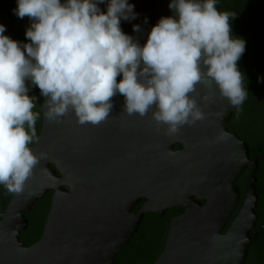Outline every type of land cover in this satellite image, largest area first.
<instances>
[{"label": "water", "instance_id": "1", "mask_svg": "<svg viewBox=\"0 0 264 264\" xmlns=\"http://www.w3.org/2000/svg\"><path fill=\"white\" fill-rule=\"evenodd\" d=\"M108 2L98 3L102 12ZM127 2L136 18H121L120 27L140 46L160 18L178 19L169 8L172 0ZM237 68L242 73L240 59ZM191 96L205 118L174 135L153 119L155 106L144 117L126 114L120 94L99 125H80L71 110L57 120L44 117L32 147L40 161L7 212L0 264H118L144 216H164L173 208L185 212L171 220L155 264H245L258 223L259 163L251 160L247 143L229 131L240 106H231L214 83L198 84ZM248 167L253 170L246 197L229 224L241 200L236 182ZM49 191L55 195L43 236L25 248L18 238L27 228L24 213Z\"/></svg>", "mask_w": 264, "mask_h": 264}, {"label": "clouds", "instance_id": "2", "mask_svg": "<svg viewBox=\"0 0 264 264\" xmlns=\"http://www.w3.org/2000/svg\"><path fill=\"white\" fill-rule=\"evenodd\" d=\"M103 2L18 0L15 14L32 21L23 45L0 25V185L9 193L24 190L40 161L29 147L38 141L40 113L26 81L45 97L49 121L71 110L80 125H99L120 94L128 115L144 117L155 106L153 119L170 135L205 118L191 96L198 84L214 83L233 107L247 98L237 68L245 41L232 38L234 14L218 11L217 0H172L178 19L160 18L143 46L120 27L121 18H136L134 5L109 0L105 13Z\"/></svg>", "mask_w": 264, "mask_h": 264}, {"label": "flooded vegetation", "instance_id": "3", "mask_svg": "<svg viewBox=\"0 0 264 264\" xmlns=\"http://www.w3.org/2000/svg\"><path fill=\"white\" fill-rule=\"evenodd\" d=\"M218 2L219 11H227L234 14L230 17L229 21L232 29V38H240L245 41V51L240 58L241 66L243 67L242 75L245 80L249 75L245 70L248 63H252L254 65L264 63V0H218ZM17 3L18 0H0V25L5 27L4 35L23 45L30 43V40L26 37L25 32L31 26L32 21L27 16L20 19L15 14L14 9L17 8ZM252 78L253 76L251 77V81L253 83L252 85L253 87H256L258 83L255 82L257 80L255 81ZM26 85L29 88V96H35L37 98L36 108H34L33 111L40 113V116L36 121V133L39 138L44 126V107L42 106L44 103V97L41 95L39 88L32 85L30 81H26ZM255 91L254 99L250 101L245 99L243 104L240 105L238 110L232 116L229 124L230 133L238 136L242 141L247 143L248 146L249 143L244 138H251V136L247 137V132L250 133L252 128L256 130L264 128V112L260 110V106L259 108H257V106L255 107L256 104L264 106V98L259 90L256 89ZM35 143L36 141L29 145V147H34ZM182 148V146L175 147L177 151L182 150ZM51 168L55 169V166L52 165ZM252 170V167H248L236 182V185L241 192V200L238 207L233 212L229 224L234 221L243 206L246 197V194L243 195V187L247 182V178H251ZM14 195L15 194L13 193H9L3 185H0V234L3 232V224ZM54 195V191H49L43 199L36 202L32 211L24 213V218L27 221V228L20 232L18 238L20 243L25 248H30L41 240L47 218L52 207V199ZM144 203L145 200L138 205L135 209V213L141 209ZM184 212V208H173L168 210L162 217L166 218L174 215L175 218L182 215ZM255 240L257 241V239ZM253 242L249 247V253L245 264H262V262H264V255L261 254L258 256L257 254L254 256L256 243Z\"/></svg>", "mask_w": 264, "mask_h": 264}, {"label": "trees", "instance_id": "4", "mask_svg": "<svg viewBox=\"0 0 264 264\" xmlns=\"http://www.w3.org/2000/svg\"><path fill=\"white\" fill-rule=\"evenodd\" d=\"M245 70L249 74L244 80L247 91L246 99L249 101L254 99L256 89L260 91L264 98V63L258 65L248 63ZM252 76V79L257 80L255 82L258 83L256 87L252 85ZM256 106L257 108L260 106V110L264 112V106L257 104ZM246 135L247 137L251 136V138L243 137L249 143L251 158L252 160H258L259 163L257 173V195L259 197L257 208L258 226L252 232L253 243H256L254 256L257 254L259 256L261 254L264 255V128L260 130L252 128L250 133L247 132ZM249 178H247V182L244 184L243 195L246 194ZM173 218L174 215L165 218L156 214H146L138 233L133 237L130 244L118 254V264H155L164 250L170 223Z\"/></svg>", "mask_w": 264, "mask_h": 264}]
</instances>
